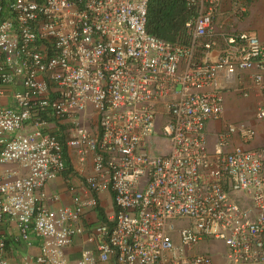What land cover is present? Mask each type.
<instances>
[{
  "label": "built area",
  "instance_id": "obj_1",
  "mask_svg": "<svg viewBox=\"0 0 264 264\" xmlns=\"http://www.w3.org/2000/svg\"><path fill=\"white\" fill-rule=\"evenodd\" d=\"M150 1L0 0V227L42 240L28 264H69L82 235L97 253L76 264H264V148L246 146L252 124L225 117L228 91L256 88L264 121V39L242 29L261 0H184L186 43L148 32ZM59 126L94 172L69 182L73 206L53 208L44 189L67 167ZM102 192L112 224L88 230Z\"/></svg>",
  "mask_w": 264,
  "mask_h": 264
},
{
  "label": "crops",
  "instance_id": "obj_2",
  "mask_svg": "<svg viewBox=\"0 0 264 264\" xmlns=\"http://www.w3.org/2000/svg\"><path fill=\"white\" fill-rule=\"evenodd\" d=\"M227 4V3H226ZM225 4V6H226ZM228 6H226L227 8ZM262 17L255 16L256 22H246L242 29L252 30L256 32L262 39H264V6L262 7ZM227 18L222 15L219 18V23L224 22ZM243 85L247 86L248 82L243 81ZM12 91V89H10ZM263 98L256 88H251V96L249 99H243L237 96L236 91H228L225 105V117L229 122L234 120H245L249 124L255 127L257 130V136L255 140L246 145L250 148H264V121H257L255 118V112L258 105L262 102ZM5 104H12L11 97H6L3 101ZM53 123L51 127H53ZM94 129V126H93ZM97 130V128H95ZM59 139L65 144V158H66V170L58 176L55 180L49 182L45 187V192L49 196L46 204L50 207L57 208L61 206H73L72 195L69 191V182L76 185H82L85 181V177L93 174V156L88 155L87 162L80 164L77 156V152L73 147L67 146L66 143L69 138V133L63 126H59L56 129ZM95 130V131H96ZM222 130L221 123H210L208 126L209 141L213 147L217 141L218 133ZM237 142V141H234ZM9 166L0 165V174L3 173ZM57 196L58 200H52L51 198ZM98 206L103 210L105 218L108 222H112L115 215V204L113 196L109 192H102L98 196ZM99 209L85 211V224L88 230L93 229L100 223H103L99 216ZM1 233L7 242L9 249V264H28L30 261L34 262L36 257L41 252L42 240L37 238L33 231H30V240L28 242L21 238L20 231L16 222L5 221L1 225ZM91 249L97 253L96 244L87 242V235L78 236L74 239L72 245L65 249V254L69 264H76L80 259L84 250ZM201 252L210 253L214 251V245L211 242L203 244L200 249ZM35 264V263H33ZM97 264H115L113 260Z\"/></svg>",
  "mask_w": 264,
  "mask_h": 264
},
{
  "label": "trees",
  "instance_id": "obj_3",
  "mask_svg": "<svg viewBox=\"0 0 264 264\" xmlns=\"http://www.w3.org/2000/svg\"><path fill=\"white\" fill-rule=\"evenodd\" d=\"M188 11L184 0H151L148 8L147 30L150 34L170 42L188 41L185 23ZM99 216L103 223H110L103 210L98 206Z\"/></svg>",
  "mask_w": 264,
  "mask_h": 264
},
{
  "label": "rangeland",
  "instance_id": "obj_4",
  "mask_svg": "<svg viewBox=\"0 0 264 264\" xmlns=\"http://www.w3.org/2000/svg\"><path fill=\"white\" fill-rule=\"evenodd\" d=\"M263 6H264V0H261L259 3H255L254 5H252L251 6V12L248 14L247 19H245L244 21H246V22H248V21H250V22H256L255 20H257V19H256L255 16L259 17V16L262 15L261 13H262V7ZM244 21H242L241 23H243ZM234 121H245V120H234ZM234 121H232V122H234ZM206 244H208V243H206ZM210 253H212V252L210 251Z\"/></svg>",
  "mask_w": 264,
  "mask_h": 264
}]
</instances>
